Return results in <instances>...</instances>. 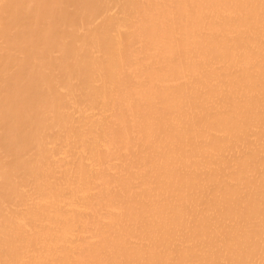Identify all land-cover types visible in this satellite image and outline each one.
Listing matches in <instances>:
<instances>
[{"label": "bare ground", "instance_id": "1", "mask_svg": "<svg viewBox=\"0 0 264 264\" xmlns=\"http://www.w3.org/2000/svg\"><path fill=\"white\" fill-rule=\"evenodd\" d=\"M0 264H264V0H0Z\"/></svg>", "mask_w": 264, "mask_h": 264}]
</instances>
